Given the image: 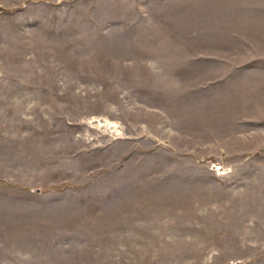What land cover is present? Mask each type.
<instances>
[{
	"label": "rangeland",
	"instance_id": "1",
	"mask_svg": "<svg viewBox=\"0 0 264 264\" xmlns=\"http://www.w3.org/2000/svg\"><path fill=\"white\" fill-rule=\"evenodd\" d=\"M196 166L209 184L163 174ZM102 167L177 232L117 238L101 202L32 192L94 191ZM260 205L264 0H0V264H78L85 237L106 264H264Z\"/></svg>",
	"mask_w": 264,
	"mask_h": 264
},
{
	"label": "crops",
	"instance_id": "2",
	"mask_svg": "<svg viewBox=\"0 0 264 264\" xmlns=\"http://www.w3.org/2000/svg\"><path fill=\"white\" fill-rule=\"evenodd\" d=\"M85 12V11H84ZM77 15V14H76ZM33 18V17H32ZM37 21H41L42 23L44 22L43 16L39 17L35 15V18H33ZM30 21V20H28ZM75 21L77 22H81L83 20L81 19H75ZM49 24H52V22H50ZM76 44V43H75ZM73 44V45H75ZM79 46H86L87 43H81V44H77ZM90 169V168H89ZM124 169L128 168H124V167H102V168H98L97 170L99 171H104V172H100V173H92L89 172L87 174H100V175H104L106 176V178H100V183L99 188H96L94 191L90 190V188H86L88 186L87 183L85 184H77L73 187H69V189L65 190V191H48V192H44L43 190H41L40 188H35L32 189V192H34V194L36 195V197L38 199H42L44 197H48L47 200H58L61 201V205H63V207H66L69 209L70 206L73 205V210H75L77 207H82V206H89L88 209L92 206H90V202L91 201H96V202H101L102 206L105 207V209L100 208V213L98 214V216L100 217L101 222H110L113 223L114 225H112L110 227L107 226L108 230L107 231V235H113L116 236L117 238L119 236H121V238L123 237V230L124 232L127 233H131L132 237L138 236L141 238H146V239H156V238H160V237H164V234L167 233L168 231H176V230H171L169 228H167V224H169V220L163 218V217H159V216H137V215H128L127 213V208H136L139 209V207L141 206V204H137L134 203V199L138 198V194H134L133 191L137 190V189H126L124 186H127L126 184H130L131 186H133L134 183H128V181H126V183L124 182L125 180L122 178V175L124 174ZM131 169H135V168H129ZM137 169V168H136ZM140 169V168H138ZM161 169V168H158ZM166 172L163 173L165 175H170V176H175L174 178H170L169 181H176L179 180V182H184L185 184H190V185H201L202 183H204L205 181V174L203 173V171H201L200 167H171V168H166ZM231 170L233 169L232 175L230 176V181L233 185L231 186H237V184H235L236 182H238V177L237 174L239 171H244L245 173H248V166H245L244 163L242 165H238L234 168H230ZM231 170L229 171V174L231 173ZM71 174V173H69ZM127 174H136L135 172L133 173H127ZM147 174H155L154 173H147ZM161 174V173H159ZM209 178V177H208ZM247 179L245 178L244 181H247ZM206 184H209L208 182H205ZM218 187L223 188V190H228L226 188H224V184H220L217 183ZM92 185V184H90ZM89 185V186H90ZM74 187H78L79 189H75ZM236 188V187H235ZM218 190H220V188H218ZM231 190V188H230ZM235 190V189H234ZM233 190V191H234ZM48 200V201H49ZM128 200L126 203L125 201ZM131 200V201H129ZM231 201V200H230ZM237 204H235V207H245V208H250L252 207V202H250L248 199L246 200H237ZM132 203V204H129ZM242 203V204H241ZM89 204V205H88ZM143 206H145V204H143ZM260 207H264L263 205H260ZM260 213L264 214V210H260ZM249 213L251 212V210L248 211ZM242 213H246V210L243 211ZM236 214V213H235ZM126 221V219H128ZM84 222H88V220L84 219ZM91 222V220H90ZM124 222L127 223H132V226L129 225H125L124 226ZM247 222L245 231L251 233V220H247L245 221ZM148 223H153V224H161L162 226L159 227V230L150 228L148 229L147 226L145 224ZM107 224V223H105ZM250 224V225H249ZM191 227H196V228H200V225H191ZM100 228V227H99ZM186 229V228H185ZM191 229V228H190ZM92 228L88 229V228H84V231L87 232L88 234L91 232ZM153 230V231H151ZM120 232V234H119ZM177 232V231H176ZM238 232V231H236ZM72 233V232H71ZM86 234V233H85ZM87 235V234H86ZM127 236V235H126ZM235 236V235H234ZM125 237V235H124ZM251 237V236H250ZM87 239V242H84V254L82 253H78L76 254V257L74 259V262H77L78 264H106L103 263V259H96L94 257L93 259V255H96V249L94 250V254L92 252V242L91 240L88 239V237L84 238ZM107 245V244H106ZM112 245H117L116 241H114V244ZM111 245V246H112ZM119 247V245H117L115 248L113 249H117ZM87 250V251H86ZM91 251V252H90ZM105 250L102 249V247H100L99 250V255L102 256L103 252ZM88 252V253H86ZM82 254V256H81ZM102 254V255H101ZM99 257V256H97ZM3 264H6V260H3ZM108 264V263H107Z\"/></svg>",
	"mask_w": 264,
	"mask_h": 264
},
{
	"label": "built area",
	"instance_id": "3",
	"mask_svg": "<svg viewBox=\"0 0 264 264\" xmlns=\"http://www.w3.org/2000/svg\"><path fill=\"white\" fill-rule=\"evenodd\" d=\"M216 170H217V171H221V167H220V168H217V167H216Z\"/></svg>",
	"mask_w": 264,
	"mask_h": 264
}]
</instances>
